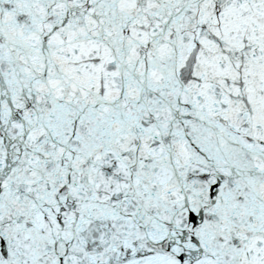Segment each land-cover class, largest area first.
<instances>
[{"label": "snow or ice", "instance_id": "1", "mask_svg": "<svg viewBox=\"0 0 264 264\" xmlns=\"http://www.w3.org/2000/svg\"><path fill=\"white\" fill-rule=\"evenodd\" d=\"M0 264H264V0H0Z\"/></svg>", "mask_w": 264, "mask_h": 264}]
</instances>
